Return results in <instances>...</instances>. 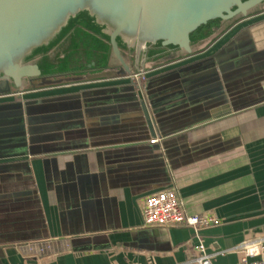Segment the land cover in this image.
<instances>
[{
  "label": "crops",
  "instance_id": "crops-1",
  "mask_svg": "<svg viewBox=\"0 0 264 264\" xmlns=\"http://www.w3.org/2000/svg\"><path fill=\"white\" fill-rule=\"evenodd\" d=\"M96 54L115 64L91 48L76 62ZM170 54L125 58L140 87L111 72L0 95L30 104L36 138L0 147V264H189L200 242L237 264L264 236V7ZM168 188L220 224L145 226L143 198Z\"/></svg>",
  "mask_w": 264,
  "mask_h": 264
},
{
  "label": "water",
  "instance_id": "water-1",
  "mask_svg": "<svg viewBox=\"0 0 264 264\" xmlns=\"http://www.w3.org/2000/svg\"><path fill=\"white\" fill-rule=\"evenodd\" d=\"M263 7L264 0H0V95L46 75L41 63L63 51L75 24L95 30L108 43L111 59L129 70L123 51L136 64L164 51L171 52L167 59L188 56L203 27L246 18ZM29 105H0V147L36 142Z\"/></svg>",
  "mask_w": 264,
  "mask_h": 264
},
{
  "label": "built area",
  "instance_id": "built-area-1",
  "mask_svg": "<svg viewBox=\"0 0 264 264\" xmlns=\"http://www.w3.org/2000/svg\"><path fill=\"white\" fill-rule=\"evenodd\" d=\"M129 78L140 87L147 79L146 71L139 68ZM158 139H152L154 143ZM141 214L145 226L187 225L196 233L204 227L220 224V219L211 214H187L174 189L159 190L143 198ZM240 260L237 264H264V236L245 239L239 246ZM189 264H214L202 242L196 246V255Z\"/></svg>",
  "mask_w": 264,
  "mask_h": 264
},
{
  "label": "rangeland",
  "instance_id": "rangeland-1",
  "mask_svg": "<svg viewBox=\"0 0 264 264\" xmlns=\"http://www.w3.org/2000/svg\"><path fill=\"white\" fill-rule=\"evenodd\" d=\"M70 34V39L81 37V39L85 38V40H83L81 44L80 42L74 41V45L72 47H67L65 45L63 47V51L72 50V53L63 60H54V58L47 57V60H44L41 65L43 74L48 75H41L42 77L35 78L31 82V84L35 83L40 87L54 86L61 83L74 82L80 79L85 80L92 75H107L111 72H118L122 75H128L133 74L138 70L136 68L130 67L128 64L127 65L129 66V70H126L125 66L118 60H115V64H111L110 60L107 57L103 58V60L99 64H94L93 61H97L100 58L99 54H96L94 56L87 55L90 58L85 56L79 59L81 61L76 62V59H78V55L82 53V50H85L88 47L96 51L107 50L108 52H110V48L108 43L105 41L100 44V38L102 37L96 34L95 30L89 29V27H87L83 22L75 24L67 35ZM121 54L124 59L131 55L127 54L126 51H123ZM140 68L145 70L142 67ZM12 90L14 91V89Z\"/></svg>",
  "mask_w": 264,
  "mask_h": 264
},
{
  "label": "flooded vegetation",
  "instance_id": "flooded-vegetation-1",
  "mask_svg": "<svg viewBox=\"0 0 264 264\" xmlns=\"http://www.w3.org/2000/svg\"><path fill=\"white\" fill-rule=\"evenodd\" d=\"M83 40H85V38H82L81 39V37H77L76 39H69L68 41H67V43H66V46L67 47H72L73 45H74V41H76V42H80V44H81V42L83 41ZM89 48V47H88ZM87 48V49H88ZM96 52H98V51H96ZM41 57V55H39V56H37L34 60H33V62H35V61H37L39 58ZM58 62H60V61H58ZM40 77H42V76H40Z\"/></svg>",
  "mask_w": 264,
  "mask_h": 264
},
{
  "label": "trees",
  "instance_id": "trees-1",
  "mask_svg": "<svg viewBox=\"0 0 264 264\" xmlns=\"http://www.w3.org/2000/svg\"><path fill=\"white\" fill-rule=\"evenodd\" d=\"M216 23H217V22H211L210 25L212 26V25H214V24H216ZM205 29H206V27H203L199 33H202V31H204Z\"/></svg>",
  "mask_w": 264,
  "mask_h": 264
}]
</instances>
